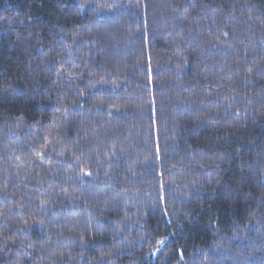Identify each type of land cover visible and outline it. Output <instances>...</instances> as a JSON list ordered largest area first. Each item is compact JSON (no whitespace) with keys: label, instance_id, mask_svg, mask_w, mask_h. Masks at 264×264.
I'll use <instances>...</instances> for the list:
<instances>
[{"label":"trees","instance_id":"trees-1","mask_svg":"<svg viewBox=\"0 0 264 264\" xmlns=\"http://www.w3.org/2000/svg\"><path fill=\"white\" fill-rule=\"evenodd\" d=\"M0 264H264V0H0Z\"/></svg>","mask_w":264,"mask_h":264}]
</instances>
